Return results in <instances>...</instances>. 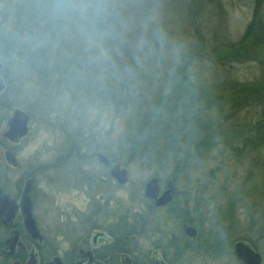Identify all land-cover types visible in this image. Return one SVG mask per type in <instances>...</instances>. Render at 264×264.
Listing matches in <instances>:
<instances>
[{
	"label": "rangeland",
	"instance_id": "obj_1",
	"mask_svg": "<svg viewBox=\"0 0 264 264\" xmlns=\"http://www.w3.org/2000/svg\"><path fill=\"white\" fill-rule=\"evenodd\" d=\"M173 1H146L147 13L140 18V24L129 21L125 40L139 50L133 53V71L125 63L126 73L119 75L116 67L113 73L109 72L115 93L117 78L122 77L119 81L123 83L127 76L132 77L133 87L127 81L121 87L127 92L133 89L135 96L144 94L143 100L128 107L118 105L110 93L101 96L93 87L86 88L85 76H93V68L86 65L75 68L80 75L76 85L60 78L51 83L29 73L27 85L21 89L17 81L21 76L18 64L17 68L8 69L0 62V72L4 70L13 79L8 86L5 73H0L7 86L0 101L13 105L5 120L0 110V187L15 192L18 185L25 186V177H34L41 196V213L46 214L49 223L62 220L78 227L79 219L83 218L79 209H88L94 198L100 199L102 205L110 198L117 217L121 211L134 216L135 211L147 209L144 186L151 178L157 177L163 189L173 182L181 194L203 181L208 186L206 202L211 208L220 206L225 210L233 240L252 245L264 264V146L257 156L238 157V151L225 145L226 141L233 144L235 141L225 139L222 133L226 118L244 96L245 86L259 84L264 75V36L262 40H245L253 18V1L222 0L220 13L210 23L216 29L210 24L195 29L178 11L183 8V1L181 5L175 4L176 8L179 6L177 11L165 7V3ZM198 30L203 32L199 39L206 43L200 60ZM173 33L175 36L171 38ZM239 44L248 59L221 65L225 57L239 49ZM95 46L103 57H108L103 43ZM157 49L162 53L160 59ZM219 67L223 74L215 73ZM15 110L30 117L29 134L19 143L3 137ZM245 117L252 122L254 118L260 119V114L255 117L252 112ZM167 127L172 128L169 131L172 136L162 139L166 132L163 128ZM137 140L143 154L132 150L131 144ZM172 144L181 157L175 153L164 156ZM151 145L156 146L148 149ZM8 152L15 155L17 167L7 162ZM95 153L119 159L120 166L129 172L128 184L121 187L117 183L109 188L104 182L96 193L90 189L85 184L86 175L98 178L105 175L98 159L89 158ZM179 160L184 169L175 175ZM139 243L151 248L152 238ZM233 251L216 260L187 257L186 264H241ZM150 253L160 254L155 250Z\"/></svg>",
	"mask_w": 264,
	"mask_h": 264
},
{
	"label": "trees",
	"instance_id": "obj_2",
	"mask_svg": "<svg viewBox=\"0 0 264 264\" xmlns=\"http://www.w3.org/2000/svg\"><path fill=\"white\" fill-rule=\"evenodd\" d=\"M146 1L149 0H0V62L8 69L18 64L21 76L17 81L21 89L27 85L29 77L26 74L29 73L31 77L36 76L51 83L60 78L76 85L80 75L75 68L86 65L87 68H93L91 73L93 76L87 78L85 76L86 88L93 87L95 93L101 96L110 93L118 105L128 107L136 101L143 100L144 94L138 93L136 96L133 94L135 92L130 89L133 87L132 77L127 76L123 83L127 81L130 84L129 91L121 87L125 85L119 81L122 77H118V90L115 93L109 76L114 72V67L120 72L119 75L126 73L127 69L133 71L131 68V64L134 63L133 53L139 50L136 45L129 44L125 39L129 32L127 29L130 28L129 21L140 24V18L146 15ZM182 1L184 6L182 9L178 6V11L183 13L182 18L185 21L189 20L195 29L208 26L221 11L222 0H174L171 4L165 3V7L177 11L175 4L179 2L181 5ZM251 1L254 12L245 40H262L264 0ZM212 29L216 28L212 26ZM196 33L199 53L196 55L200 60V54L203 55L206 51V43L203 38L199 39L203 37L201 35L203 32L198 30ZM171 35V38H174L175 34ZM98 43L104 44L108 57L102 56L101 50L95 46ZM237 46L239 49L225 57L221 65L226 66L225 62L243 63L248 59V54L242 53L240 49L243 45ZM242 49L244 50L243 47ZM156 51L160 59L162 53L158 49ZM83 60L88 65L81 64ZM125 63H128V68ZM220 67L216 74H223ZM2 72L5 73L4 70ZM68 74L75 76L70 78ZM4 78L8 86L13 84V79L6 73ZM206 89L210 90L211 87ZM243 92L244 96L240 97L233 112L226 118L222 133L225 139L235 141L234 144L226 141L225 145H230L232 151H238V157L241 154L243 157L246 154L257 156L264 146V75L259 84L245 86ZM12 106L8 101H0L3 120L8 118ZM252 112H255V117L257 113L260 114V119L254 118L252 122H247L245 115ZM163 130L169 132L172 128L167 127ZM166 132L163 133L162 139L172 136L171 132ZM135 142L131 144L133 152L143 154L144 149L140 147L138 140ZM169 153L181 157V152L173 144L169 145L164 156L168 157ZM112 160L116 164H121L119 159ZM180 160L174 171L175 175L184 169ZM196 184L194 189L184 194L175 189V198L164 212L158 211L149 202L146 210L135 211L133 216L131 232L153 236L154 249L164 252L168 260H175L171 261L172 264H186L187 257L219 259L228 252L231 253L234 250V242H237L230 235L225 210L220 206L211 208V204L206 202L207 184L203 181ZM125 225L124 227H127ZM189 226L195 227L198 231L194 239L187 237L185 233Z\"/></svg>",
	"mask_w": 264,
	"mask_h": 264
},
{
	"label": "flooded vegetation",
	"instance_id": "obj_3",
	"mask_svg": "<svg viewBox=\"0 0 264 264\" xmlns=\"http://www.w3.org/2000/svg\"><path fill=\"white\" fill-rule=\"evenodd\" d=\"M100 154L103 153H95L89 158L98 159L99 165L104 168L105 175L99 178L95 177L97 175L84 176L85 184L95 193L98 188H102L104 182L109 188L118 183L111 176L110 166L100 162ZM106 156L111 165L116 164L108 155ZM24 179H26L25 186L18 185L15 192L9 193L5 188L0 187L2 196L9 197V203L5 204L0 211V264H172L171 261H175L168 260L164 252L154 249L153 246L149 248V246L141 245L139 240L153 238V236L132 233L133 213L127 214V211H121L120 217H117L116 208L111 207L113 202L110 198L103 203L104 205L100 199L94 198L92 199L94 202L89 203L88 209L87 207L79 209L83 218L79 219L78 227L62 220L54 224L52 220L49 223L48 218L45 217L46 214L41 213V196L37 193V179L29 176ZM28 182L32 183L29 196L34 224L37 228V231L33 233L26 228L22 206L23 192ZM165 186L166 188L163 189L161 183L162 192L168 188L169 184ZM174 198L175 188L173 200ZM148 202L155 206L154 201L148 200ZM166 208L168 207H155L163 212ZM151 250L159 251L160 254L152 256Z\"/></svg>",
	"mask_w": 264,
	"mask_h": 264
},
{
	"label": "water",
	"instance_id": "obj_4",
	"mask_svg": "<svg viewBox=\"0 0 264 264\" xmlns=\"http://www.w3.org/2000/svg\"><path fill=\"white\" fill-rule=\"evenodd\" d=\"M1 67V66H0ZM6 90V84L2 79H0V95H2ZM29 115L22 110H15L14 114L7 121V130L3 137L10 141L11 143H19L23 138L29 134ZM100 162L109 165L111 168V176L115 178L119 185L125 186L129 182V172L126 168L120 166V164H110L109 158L105 154L99 155ZM6 160L13 167L18 166L16 162L15 155L12 152H8L6 155ZM32 183L28 182L22 201L23 211L26 218V228L28 231H37L36 225L34 224V218L32 215V203L30 199ZM173 190L174 186L172 183L169 184L168 188L162 192V187L160 180L157 177H153L147 181L144 186V194L148 200L154 201L156 208H164L171 204L173 201ZM2 191L0 190V211L3 206L9 203V197L6 195L2 196ZM13 217V215H11ZM187 237L194 239L198 235V231L195 227L189 226L185 231ZM234 254L237 259L243 264H262V257L257 253L250 244L241 241L237 242L234 247Z\"/></svg>",
	"mask_w": 264,
	"mask_h": 264
},
{
	"label": "bare ground",
	"instance_id": "obj_5",
	"mask_svg": "<svg viewBox=\"0 0 264 264\" xmlns=\"http://www.w3.org/2000/svg\"><path fill=\"white\" fill-rule=\"evenodd\" d=\"M145 195V194H144ZM147 199V198H146ZM149 201H151V200H149ZM169 206V205H168Z\"/></svg>",
	"mask_w": 264,
	"mask_h": 264
}]
</instances>
